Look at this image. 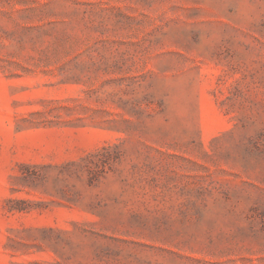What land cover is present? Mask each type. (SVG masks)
I'll return each instance as SVG.
<instances>
[{"label": "rangeland", "instance_id": "374dc122", "mask_svg": "<svg viewBox=\"0 0 264 264\" xmlns=\"http://www.w3.org/2000/svg\"><path fill=\"white\" fill-rule=\"evenodd\" d=\"M0 264H264V0H0Z\"/></svg>", "mask_w": 264, "mask_h": 264}]
</instances>
